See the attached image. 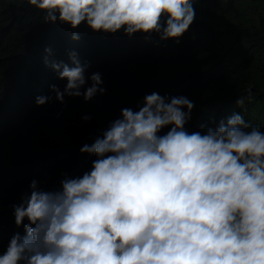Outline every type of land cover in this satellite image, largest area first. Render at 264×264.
<instances>
[{
    "label": "clouds",
    "instance_id": "9594fccd",
    "mask_svg": "<svg viewBox=\"0 0 264 264\" xmlns=\"http://www.w3.org/2000/svg\"><path fill=\"white\" fill-rule=\"evenodd\" d=\"M26 2L43 11L44 22L129 37L158 33L160 40H178L196 18V0ZM68 56L71 66L44 57L67 81L63 90L50 85L55 99L104 94L101 73L86 78L89 63L75 51ZM52 98L38 95L35 104ZM245 99L251 91L236 104ZM193 108L185 96L145 95L138 111L121 109L79 149L97 157L90 171L65 175L54 191L32 180L30 194L11 206L24 235H12L0 264H264V132L233 114L190 134Z\"/></svg>",
    "mask_w": 264,
    "mask_h": 264
},
{
    "label": "trees",
    "instance_id": "16d2710c",
    "mask_svg": "<svg viewBox=\"0 0 264 264\" xmlns=\"http://www.w3.org/2000/svg\"><path fill=\"white\" fill-rule=\"evenodd\" d=\"M194 8L196 18L178 40H160L158 33L94 32L84 23L72 29L44 22L43 11L26 0H0V255L14 233L24 235L11 206L30 194V182L54 191L65 175L90 171L97 157L79 149L102 136L121 109L138 111L145 95L191 100L190 134H204L233 114L264 132V0H196ZM71 51L89 63L86 78L101 73L104 94L55 99L50 85L63 90L67 81L44 57L71 66ZM249 91L251 99L238 106ZM38 95L53 98L37 106Z\"/></svg>",
    "mask_w": 264,
    "mask_h": 264
}]
</instances>
